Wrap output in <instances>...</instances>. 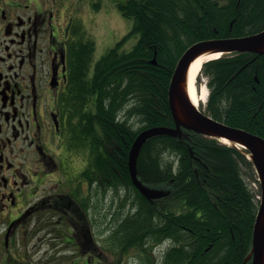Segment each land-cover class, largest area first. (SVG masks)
I'll return each instance as SVG.
<instances>
[{"label": "trees", "instance_id": "obj_1", "mask_svg": "<svg viewBox=\"0 0 264 264\" xmlns=\"http://www.w3.org/2000/svg\"><path fill=\"white\" fill-rule=\"evenodd\" d=\"M122 1L117 8L132 20L138 36L131 51L108 50L90 74L94 44L82 40L70 48L69 102L77 114L84 113L70 136L76 141L82 136L100 197L111 193L118 205L109 214L114 254L124 260L139 252L146 264H243L251 249L259 191L251 187L257 184L254 168L240 150L191 132L148 139L136 169L144 185H163L170 192L156 201L133 186L128 153L141 131L174 127L167 92L185 50L262 31L264 0ZM201 74L209 89L205 112L264 138V54L225 56L204 64ZM116 196L122 200L115 201ZM169 200L182 201L190 210L175 213L168 209ZM166 242L160 254L158 244L163 248ZM154 246L157 260L150 253Z\"/></svg>", "mask_w": 264, "mask_h": 264}, {"label": "flooded vegetation", "instance_id": "obj_2", "mask_svg": "<svg viewBox=\"0 0 264 264\" xmlns=\"http://www.w3.org/2000/svg\"><path fill=\"white\" fill-rule=\"evenodd\" d=\"M3 2L7 7H0V217L6 223L0 233L2 264H26L16 262L10 246L26 229L25 241L39 237L44 248L38 250L44 252V262L37 264H110L95 239L99 217L89 219L90 205L94 213L95 202L100 203L99 184L91 179L82 136L77 141L70 136L84 116L69 102L70 48L82 40L94 41L76 13V0H39V9L16 0Z\"/></svg>", "mask_w": 264, "mask_h": 264}, {"label": "water", "instance_id": "obj_3", "mask_svg": "<svg viewBox=\"0 0 264 264\" xmlns=\"http://www.w3.org/2000/svg\"><path fill=\"white\" fill-rule=\"evenodd\" d=\"M212 52L222 54H264V30L250 36L199 42L189 47L179 59L168 89V106L175 127H155L142 131L131 146L128 169L133 185L148 199H161L167 192L150 189L137 178L136 162L144 142L156 136L180 137L183 130L217 140H227L249 152L259 177L261 200L258 206L252 234V249L243 264H264V139L240 128L229 127L199 111L184 89V78L189 65L200 55ZM152 64H156L155 59Z\"/></svg>", "mask_w": 264, "mask_h": 264}, {"label": "rangeland", "instance_id": "obj_4", "mask_svg": "<svg viewBox=\"0 0 264 264\" xmlns=\"http://www.w3.org/2000/svg\"><path fill=\"white\" fill-rule=\"evenodd\" d=\"M16 1L17 2L19 1L22 4L31 3L33 7L36 9L41 8V5L39 4V0H16ZM121 3H123L122 0H76L75 2V10L79 18L81 19L83 28L91 34V38L95 43V52L93 55L94 62L99 60L110 49L117 47L120 53L123 52L127 53L131 51V49L137 43L138 36L132 33V27H133L132 20L124 18L117 8V5ZM96 5H99L98 9L95 7ZM0 7H3L4 9H6L7 7L3 2V0H0ZM204 81H205L204 76L199 74V78L197 79L198 84L202 86L205 83ZM251 187L253 186L251 185ZM154 189H157L159 191H165L166 187L160 185L154 187ZM100 203H101L100 205L101 216L103 217H105V215H108L109 212H113L117 210L115 208V210L110 211L111 205L108 203V201H106L105 203L104 201H100ZM168 203H169L168 209L175 213H184L190 210L182 201L169 200ZM95 209H96V205H95ZM11 218H13L12 215L10 219ZM3 219H4L3 217H0V233L2 227L6 225L3 222ZM100 223H101L100 224L101 228H98L97 231H99V229L100 231H103L105 228V224H102L101 221ZM105 223H107V221H105ZM26 231H29V229H26L25 231L23 230L18 240L19 241L17 245L18 249L22 245V249L21 248L20 249L23 252V253L21 252L19 256L21 258L26 257L27 258L26 262L38 263L40 256H43V254L41 253L37 254V252L39 249L44 250V248L41 247L42 245H40L41 241H37L39 237L35 239L34 238L30 239L31 241L28 240V242L25 241ZM99 235L100 232L99 233L96 232L95 238L100 242L101 245L107 246L109 244L108 238L102 235L101 238L97 237ZM2 241H3V237L0 234V242ZM1 247L2 245H0V248ZM1 256H3V254H0V264H2L1 260L3 258ZM110 264H127V262H126V258L122 260L120 258L117 259L116 257H113ZM129 264H134V263L130 262Z\"/></svg>", "mask_w": 264, "mask_h": 264}, {"label": "bare ground", "instance_id": "obj_5", "mask_svg": "<svg viewBox=\"0 0 264 264\" xmlns=\"http://www.w3.org/2000/svg\"><path fill=\"white\" fill-rule=\"evenodd\" d=\"M220 57H222L221 53L207 52L198 56L188 67L186 76L183 81L184 89L188 94V96L190 97L192 103L196 107H198L200 104L205 103L208 95V91L207 88H205V86L202 85L200 88L196 86V80L200 73V70L205 62L215 60ZM220 141L227 145H233L231 142L224 139H221ZM156 200L159 199H151V201H156Z\"/></svg>", "mask_w": 264, "mask_h": 264}]
</instances>
